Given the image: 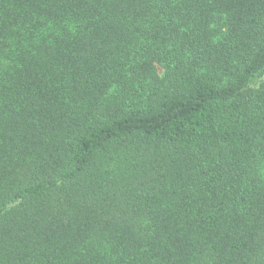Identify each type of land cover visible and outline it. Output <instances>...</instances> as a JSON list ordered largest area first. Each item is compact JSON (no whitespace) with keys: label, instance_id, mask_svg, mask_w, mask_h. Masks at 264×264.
<instances>
[{"label":"trees","instance_id":"trees-1","mask_svg":"<svg viewBox=\"0 0 264 264\" xmlns=\"http://www.w3.org/2000/svg\"><path fill=\"white\" fill-rule=\"evenodd\" d=\"M264 0H0V264H264Z\"/></svg>","mask_w":264,"mask_h":264},{"label":"rangeland","instance_id":"rangeland-1","mask_svg":"<svg viewBox=\"0 0 264 264\" xmlns=\"http://www.w3.org/2000/svg\"><path fill=\"white\" fill-rule=\"evenodd\" d=\"M264 80V70L257 76L255 77L252 82H251V87H257L261 81Z\"/></svg>","mask_w":264,"mask_h":264}]
</instances>
